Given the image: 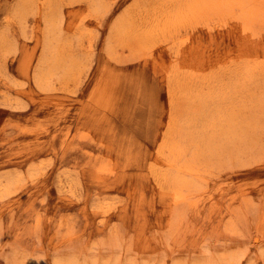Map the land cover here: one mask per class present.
<instances>
[{"label":"rangeland","instance_id":"374dc122","mask_svg":"<svg viewBox=\"0 0 264 264\" xmlns=\"http://www.w3.org/2000/svg\"><path fill=\"white\" fill-rule=\"evenodd\" d=\"M146 1L0 0V175H21L8 192L0 183V264L20 253L57 264L113 240L136 264H189L204 245L264 264V25H199L140 57L119 36L109 49L115 21L142 18ZM47 11H60L61 65L40 88L32 74ZM172 124L229 148L177 220L153 173Z\"/></svg>","mask_w":264,"mask_h":264},{"label":"bare ground","instance_id":"6f19581e","mask_svg":"<svg viewBox=\"0 0 264 264\" xmlns=\"http://www.w3.org/2000/svg\"><path fill=\"white\" fill-rule=\"evenodd\" d=\"M146 2L148 3L142 18L137 20L134 15H129L128 12V14H124V17L115 21L108 37L109 49L112 50L111 42L118 41L119 36L121 41L116 44L127 48L133 56L139 55L140 57L141 54H148L150 47L154 45L173 44L181 31L187 32L188 29L199 25L211 28L213 24L218 29L229 26L232 30L230 32L238 29L237 31L243 34L256 33L264 25V0H147ZM19 10L21 11L22 7ZM58 14L54 16L52 11H47L42 16L44 23L42 49L32 74L34 83L40 88L49 86V77L61 65L60 55L54 44L55 38L60 33L57 23L61 19L60 11ZM179 44L182 46L181 43ZM198 58L201 64L211 61L207 55ZM174 74L176 78L179 77L177 70ZM178 85L181 86L177 83V87ZM215 138L216 135H192L182 125L172 124L165 139L158 146L157 157L164 164L154 168L153 173L159 189L167 191L171 195L174 220H177L181 214L178 207L181 204L185 205L184 203L189 199L191 192L196 189L198 181L202 180L206 173L211 172L214 164L221 163L220 157L229 150L227 145L215 146L214 141H218ZM163 165L164 168H162ZM29 171H34V166ZM31 176L33 177V175ZM2 180L5 181L4 190L8 192V189L17 185V182L21 180V175L20 173L0 175V183ZM67 186L69 188V185ZM1 196L3 197V195ZM229 228L231 229L233 226L230 225ZM121 249V243L113 240L104 245L98 244L91 247L86 250V253L69 251L58 257L56 262L57 264H136L133 255L129 256L128 249H126L127 253L124 259H120ZM105 250H109L107 254L103 253L106 252ZM245 254L246 252L242 249L227 250L204 245L201 255L192 257L189 264H242ZM260 254L264 261V247L260 248ZM14 264H32V256L20 253V256H16ZM141 264L148 263L143 261ZM171 264H187V262L177 259L173 260ZM246 264L256 263L250 257Z\"/></svg>","mask_w":264,"mask_h":264}]
</instances>
